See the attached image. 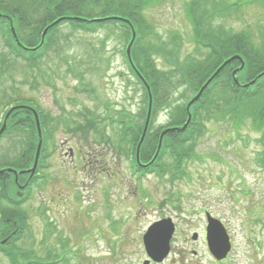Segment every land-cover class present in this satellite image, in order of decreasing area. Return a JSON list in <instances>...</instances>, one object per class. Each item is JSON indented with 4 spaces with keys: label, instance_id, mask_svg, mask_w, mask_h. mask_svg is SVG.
<instances>
[{
    "label": "rangeland",
    "instance_id": "obj_1",
    "mask_svg": "<svg viewBox=\"0 0 264 264\" xmlns=\"http://www.w3.org/2000/svg\"><path fill=\"white\" fill-rule=\"evenodd\" d=\"M182 4V0L153 1L142 10L143 19L154 25L162 42L171 32H182ZM98 8L96 5L95 10ZM227 10L229 15L212 23L215 30L226 25L232 33L248 34L259 43L263 40L264 0L229 3ZM4 15L17 29V19L9 12ZM94 18L99 17L89 19ZM6 26V20L0 21V33ZM70 28L61 25L60 36L52 37L56 43L47 49L41 62L32 66L20 59L12 64L3 56L6 49L0 35L1 99L5 98L3 94L9 95L7 101L18 98L13 102L36 106L51 118L56 115L60 122L53 134L52 124L45 125L42 147L48 151V168L42 172L46 178L33 184L29 195L21 183L23 174L18 175L17 182L12 174L2 177L8 199L16 205L1 203L0 199L2 209L14 212L10 216L14 225L4 228L0 224V247L11 251L18 264H142L146 258L142 234L151 222L170 215L176 227L170 252L159 264H264V158L258 159L264 152L260 142L264 132L256 131L250 117L233 116L226 110L217 112L236 106L224 104L228 95L222 92L215 95L218 100L211 101L209 112L201 110L197 119L192 118L191 142L185 146L182 142L176 153L168 151L171 146L166 141L167 149L161 144L157 157L147 164L155 152L143 155L147 136L114 148L118 133L102 122L103 109L96 107V92L108 100L112 117L118 115L115 110L139 117L144 97L141 87L126 72L121 53L123 28L110 24L91 33ZM22 31L28 40L31 27L25 26ZM137 35L147 42V31L135 34L134 40ZM149 37L155 45L152 50L156 51L150 53L157 67L163 71L170 68L161 58L156 37ZM194 51L198 55L188 39L170 47V52L180 58ZM173 94L177 107L186 96L193 95L185 86H179ZM3 100L0 122L6 110ZM169 119V108L162 105L151 130L161 131ZM94 123H99V128L92 126ZM101 132L108 138L99 139ZM18 133L24 135L10 130L0 137V163L11 164L13 159L12 168H17L13 161L25 147L23 140L15 138ZM153 140L156 145L157 137ZM175 154L180 156V163ZM132 155L138 157L135 165L162 163L161 171L138 174L132 169ZM176 164L183 172L180 177ZM6 179L14 186H8ZM202 209L220 218L230 232L232 248L225 262H213L204 245ZM18 213L25 221H19ZM0 264H11L4 250H0Z\"/></svg>",
    "mask_w": 264,
    "mask_h": 264
},
{
    "label": "trees",
    "instance_id": "obj_2",
    "mask_svg": "<svg viewBox=\"0 0 264 264\" xmlns=\"http://www.w3.org/2000/svg\"><path fill=\"white\" fill-rule=\"evenodd\" d=\"M18 1L0 0V13L6 14L9 12L11 16L17 19L19 24L17 29L21 35L20 40L28 46L36 45L40 40L42 29L54 19L64 15L79 18V20L62 21L51 27L45 36L44 46H50L54 43L55 40L52 37L57 38L60 33L58 26L64 22H67L73 29L79 28L87 32L100 28L105 22H90L82 18L89 19L112 15L129 19L136 32L140 35L147 31V34L155 36L159 50L162 53L161 58L166 59L167 64L171 66L170 68L163 71L156 66L153 54L150 53V51L155 50H152L155 45L151 43L150 37H147V42L145 43L142 42L143 37L137 35V39L131 49V55L134 63L145 76L150 86L153 98L152 114L155 115L161 105H166L169 108L170 119L165 127L180 126L186 118L185 104L182 103L178 107L175 104L177 97L173 92L178 86H185L192 91H197L223 60L233 54L241 55L244 66L241 69L242 71H239V74L242 76L240 78L242 81L240 82L249 83L252 80L254 82L247 87H242L233 81L232 71L240 65L239 61L234 60L225 65L215 75L206 86L202 95L191 105L190 109L193 111V118L195 117L197 119L202 108V112L205 114L210 111V106L212 105L211 100L213 98L217 99L215 95L225 92L228 97L223 99L225 100L224 104H234L236 106L220 109L217 112L226 110L230 114H233V116L250 117L253 120L251 121L253 122L254 128L264 132V130H261L262 126H264V38L259 43L248 34L245 35L242 32L232 33L233 29L226 27V25H221L219 26L220 29L215 30L214 26H212V23H215L214 20L220 16L222 18L225 17L223 16L226 12L224 0L186 1L184 5V18L189 28L183 34L175 32L169 39L165 40L166 43L162 42L158 38V35L153 33L152 23L147 21L146 18L143 19L142 13V10H146L151 2L155 1L156 3H160V0H86L82 3L79 0H29L26 4L17 3ZM234 2L239 1H232L231 4ZM96 5L99 8L95 10ZM2 20L3 16L0 17V21ZM108 22L114 23L115 21ZM25 26H29L32 29L28 40L23 38L22 30ZM186 39L196 46L198 55L194 51L190 56L180 58L177 54L170 52L172 45L175 43L179 44ZM8 41L18 50L17 52H22L19 47L15 46L10 36ZM8 46L11 48L10 45ZM25 58L29 61L36 59L35 55L30 54L26 55ZM187 98L186 96L185 100ZM216 103L218 104V101ZM144 111L145 109H142L143 115ZM123 112L126 115L120 116L116 123H118V127L125 135L129 133L130 136L132 135L131 139H134L132 141L134 143V141H137L141 125H138V121L135 123L132 121L134 119L129 117L128 111L123 110ZM26 121V124H29V121L33 124V120L31 119H27ZM15 125L14 123H9L10 127ZM190 128H194L193 124L192 126L189 124L183 132H168L163 137L165 138L163 140L164 149L166 148V141H168L171 146L168 151L176 153L177 146H180L184 140L190 138ZM158 131H152L151 127L149 128L146 135L147 141H143L144 147L147 148V151L142 150L143 155L146 153L147 157L150 153L152 155L156 146L153 139L157 137ZM104 137L108 138L106 133H103V140H105ZM163 146L161 147L163 148ZM10 184L13 185V183H8V186ZM0 198L8 199L5 182L3 180H0ZM6 201L10 202V200ZM13 214V211H9L6 208L2 209L0 219L4 228L14 225L10 218ZM23 220L25 221L22 216H19V221ZM11 261L12 264H16L14 257H12Z\"/></svg>",
    "mask_w": 264,
    "mask_h": 264
},
{
    "label": "water",
    "instance_id": "obj_3",
    "mask_svg": "<svg viewBox=\"0 0 264 264\" xmlns=\"http://www.w3.org/2000/svg\"><path fill=\"white\" fill-rule=\"evenodd\" d=\"M46 29L44 30V32L46 31ZM232 59H233V57L228 59L227 61H225V63L229 62ZM214 75H215V73H214ZM204 86L201 88L198 95L200 94V92L202 91ZM197 96L194 97L189 102V105L197 98ZM148 117H149V109H148V113H147V119H148ZM147 119L145 122V127L147 124ZM185 124H184V127L186 126ZM4 127H5V123H3V125L0 129V133L3 131ZM145 127L143 129V133L145 131ZM164 133H165V131H163L161 133V136ZM159 230H160V226L154 225V226L150 227L144 235V243H145L147 253L150 257L155 258V259H162L167 254L168 249H169L168 243H167L168 237L167 236L164 237V235L167 231L162 229L161 230L162 237H161L159 235ZM209 230L211 231V233L208 235L210 250L217 256V258L224 257L226 255L227 251L229 250V243H228V237L226 235V232H225L223 226L217 220L213 219V220L209 221Z\"/></svg>",
    "mask_w": 264,
    "mask_h": 264
},
{
    "label": "flooded vegetation",
    "instance_id": "obj_4",
    "mask_svg": "<svg viewBox=\"0 0 264 264\" xmlns=\"http://www.w3.org/2000/svg\"><path fill=\"white\" fill-rule=\"evenodd\" d=\"M204 237H205V234H204ZM193 241H195V240H193ZM215 261V260H214ZM218 262H222V261H218ZM152 264H155V263H152Z\"/></svg>",
    "mask_w": 264,
    "mask_h": 264
}]
</instances>
